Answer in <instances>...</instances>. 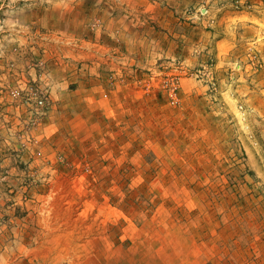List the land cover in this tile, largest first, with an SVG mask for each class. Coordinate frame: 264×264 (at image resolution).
I'll use <instances>...</instances> for the list:
<instances>
[{
    "label": "rangeland",
    "instance_id": "rangeland-1",
    "mask_svg": "<svg viewBox=\"0 0 264 264\" xmlns=\"http://www.w3.org/2000/svg\"><path fill=\"white\" fill-rule=\"evenodd\" d=\"M0 264H264V0H0Z\"/></svg>",
    "mask_w": 264,
    "mask_h": 264
},
{
    "label": "built area",
    "instance_id": "built-area-1",
    "mask_svg": "<svg viewBox=\"0 0 264 264\" xmlns=\"http://www.w3.org/2000/svg\"><path fill=\"white\" fill-rule=\"evenodd\" d=\"M41 103H43V101H40Z\"/></svg>",
    "mask_w": 264,
    "mask_h": 264
}]
</instances>
